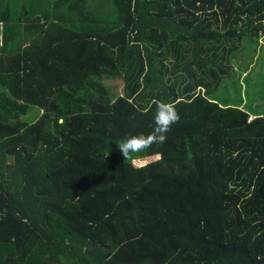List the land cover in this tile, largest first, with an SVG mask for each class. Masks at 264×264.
<instances>
[{"label":"trees","instance_id":"1","mask_svg":"<svg viewBox=\"0 0 264 264\" xmlns=\"http://www.w3.org/2000/svg\"><path fill=\"white\" fill-rule=\"evenodd\" d=\"M0 23V264H264V114L220 98L264 0H0ZM157 101L179 121L124 159Z\"/></svg>","mask_w":264,"mask_h":264},{"label":"rangeland","instance_id":"2","mask_svg":"<svg viewBox=\"0 0 264 264\" xmlns=\"http://www.w3.org/2000/svg\"><path fill=\"white\" fill-rule=\"evenodd\" d=\"M242 49L243 46L241 47L240 51L236 54V58L239 57ZM253 60H256V56L253 58ZM255 62L252 63L253 65L250 64L251 66L249 67L251 70H249L248 76L246 75V77H244L243 74L237 72V74L235 75L232 81H228V83L227 82L223 83V86L221 88L225 87L226 89L224 94H222L220 98H225L224 100L226 101L234 100L241 103L244 108L249 110L250 114H253L254 112L259 114H264V55H262L261 60L257 63V65H255L256 64ZM232 64L234 68H237L236 66L237 63H234L232 61ZM238 79H239L238 85L241 86L237 85ZM244 79H245V85H244ZM230 83L234 86L227 87L228 84ZM221 88L219 89L217 96H219ZM257 100L259 101L257 102ZM240 108L242 107L240 106ZM33 114H36V118H37L38 115L37 111L35 109H31L29 115L25 119L27 120L28 123L33 122L31 120L32 118H34L32 116ZM157 159L158 158L153 157L147 160L137 161L135 162V165L137 167H144L147 164L156 161Z\"/></svg>","mask_w":264,"mask_h":264},{"label":"clouds","instance_id":"3","mask_svg":"<svg viewBox=\"0 0 264 264\" xmlns=\"http://www.w3.org/2000/svg\"><path fill=\"white\" fill-rule=\"evenodd\" d=\"M179 118V113L174 105L157 101L152 132L147 135L127 136L117 144L124 159L130 158L133 153L142 152L150 148L153 144H163L167 139L166 133L171 130L173 124L179 121Z\"/></svg>","mask_w":264,"mask_h":264},{"label":"crops","instance_id":"4","mask_svg":"<svg viewBox=\"0 0 264 264\" xmlns=\"http://www.w3.org/2000/svg\"><path fill=\"white\" fill-rule=\"evenodd\" d=\"M1 37H2V24L0 23V45H1ZM243 75H245V72L243 73ZM241 107H242V109H244L243 106H241ZM251 117H254V116L251 115Z\"/></svg>","mask_w":264,"mask_h":264}]
</instances>
